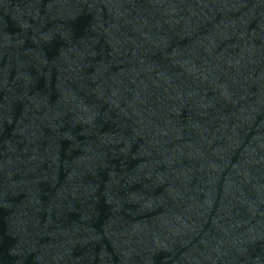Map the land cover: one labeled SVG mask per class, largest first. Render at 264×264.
Here are the masks:
<instances>
[{"label": "water", "instance_id": "water-1", "mask_svg": "<svg viewBox=\"0 0 264 264\" xmlns=\"http://www.w3.org/2000/svg\"><path fill=\"white\" fill-rule=\"evenodd\" d=\"M0 264H264V0H0Z\"/></svg>", "mask_w": 264, "mask_h": 264}]
</instances>
